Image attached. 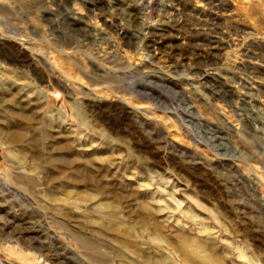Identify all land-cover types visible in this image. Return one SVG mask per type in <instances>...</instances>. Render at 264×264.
<instances>
[{
	"label": "rangeland",
	"instance_id": "obj_1",
	"mask_svg": "<svg viewBox=\"0 0 264 264\" xmlns=\"http://www.w3.org/2000/svg\"><path fill=\"white\" fill-rule=\"evenodd\" d=\"M60 1L0 0V264H264V0Z\"/></svg>",
	"mask_w": 264,
	"mask_h": 264
},
{
	"label": "bare ground",
	"instance_id": "obj_2",
	"mask_svg": "<svg viewBox=\"0 0 264 264\" xmlns=\"http://www.w3.org/2000/svg\"><path fill=\"white\" fill-rule=\"evenodd\" d=\"M60 1V0H59ZM136 1V0H135ZM61 2V1H60ZM57 3V5H59V6H61L62 4L61 3ZM127 4V3H126ZM107 5V4H106ZM62 7V6H61ZM106 7V6H105ZM63 8V7H62ZM108 8V7H107ZM125 8V7H124ZM104 9V8H103ZM120 9V8H119ZM119 9L117 10V11H119ZM103 11V10H102ZM106 11V10H105ZM138 11H139V7L138 8H136V5L135 4H133L132 2L129 4L128 3V5L126 6V8L125 9H123V10H121V12H119L118 13V16L120 17V19H122V20H124L125 22H127L129 25H132V26H134V27H136L137 25H138V22H137V18H138ZM65 16H69V17H71V19L73 20L74 18L72 17V15H71V13H68L67 12V15H65L64 14V17ZM116 18V17H115ZM114 19V18H113ZM119 19V18H118ZM77 20V19H76ZM106 22V21H105ZM115 22V21H114ZM114 22H111V21H109V25L108 26H110V27H114L113 29H115L116 31H117V29L118 28H120V27H118V25L116 26V27H118V28H116L115 26H112V24L114 23ZM119 22V21H118ZM116 23V22H115ZM121 23V22H120ZM120 23H118V24H120ZM117 24V23H116ZM121 26V25H120ZM123 26V25H122ZM139 26V25H138ZM139 28V27H138ZM154 28H155V26L152 24V26H150V28H143V29H146V31L148 32L149 31V29H152V30H154ZM121 29V28H120ZM122 29H124V28H122ZM121 29V30H122ZM133 29V28H132ZM141 29V28H140ZM88 30V29H87ZM86 30V31H87ZM156 30L158 31V32H160L159 30H160V28L159 27H157L156 29H155V31H153V32H155L156 33ZM94 31V30H93ZM129 31V30H128ZM90 32V31H89ZM91 33L92 32H90L89 33V35L91 36ZM94 33H96V32H94ZM120 33V32H119ZM121 33H122V31H121ZM151 33V32H150ZM162 33V32H161ZM85 34V33H84ZM126 34V33H125ZM134 34H136V33H134ZM93 35H95V34H93ZM87 37V36H86ZM93 36H91V38H92ZM90 40V39H89ZM92 40V39H91Z\"/></svg>",
	"mask_w": 264,
	"mask_h": 264
}]
</instances>
